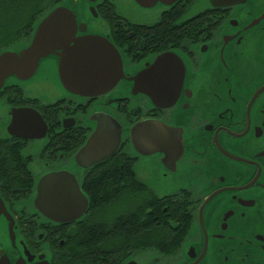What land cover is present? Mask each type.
<instances>
[{"label": "flooded vegetation", "instance_id": "1", "mask_svg": "<svg viewBox=\"0 0 264 264\" xmlns=\"http://www.w3.org/2000/svg\"><path fill=\"white\" fill-rule=\"evenodd\" d=\"M57 3L50 11L74 8L86 27L77 36L115 50L121 77L106 90L71 93L51 55L32 81L0 91V200L15 228L12 244L1 213L0 264H264V0ZM35 29L15 45L28 46ZM134 91L177 98L157 103ZM21 110L39 116L45 134H9ZM104 116L118 126V145L79 167L76 154ZM144 121L178 135V144L142 155L134 128ZM65 171L88 205L61 222L36 204L40 179ZM154 212L160 222L151 228Z\"/></svg>", "mask_w": 264, "mask_h": 264}, {"label": "water", "instance_id": "2", "mask_svg": "<svg viewBox=\"0 0 264 264\" xmlns=\"http://www.w3.org/2000/svg\"><path fill=\"white\" fill-rule=\"evenodd\" d=\"M145 6V0H136ZM93 11V10H92ZM34 35L28 46H13L0 52V91L12 80L29 82L34 79L39 63L51 55L59 59V77L62 86L71 93L84 96L98 90H106L120 81L121 63L115 50L96 36H77L85 31L83 24L77 23L74 8L59 6L50 11L35 27ZM109 63V66L106 63ZM107 74V75H106ZM135 82L138 78L134 79ZM83 89L87 91H82ZM147 92L150 99L160 102L161 98H177L166 91ZM164 94V95H162ZM8 128V133L15 137L38 138V133L45 134L46 127L42 119L29 110L16 111ZM27 116L28 123H20L17 117ZM17 118V119H16ZM38 119V120H37ZM94 119H98L95 118ZM98 130L89 138L86 145L76 154L75 162L79 167L88 168L108 158L118 145V129L114 120L104 116L99 119ZM161 130L154 136L148 132ZM135 147L142 155L161 152L168 154V144H178V135L168 136L163 127L156 122L144 121L134 128ZM141 131V133H140ZM145 131V132H144ZM165 131H168L165 129ZM144 132V133H143ZM174 134L173 131H168ZM171 139V140H168ZM153 149L145 151V146ZM179 149V148H178ZM178 149L175 152L178 154ZM168 161V157L164 162ZM37 207L46 216L65 222L69 218L81 215L87 208L88 201L82 195L75 177L70 172H57L44 175L38 182ZM8 221V233L12 244L15 243V228L4 204L0 200V214ZM67 217V219H66Z\"/></svg>", "mask_w": 264, "mask_h": 264}, {"label": "trees", "instance_id": "3", "mask_svg": "<svg viewBox=\"0 0 264 264\" xmlns=\"http://www.w3.org/2000/svg\"><path fill=\"white\" fill-rule=\"evenodd\" d=\"M45 1L0 0V51L16 46L15 42L17 41L28 40L27 42H29V37H31L38 22L52 7L58 4L57 0ZM111 181L115 182L114 179H111ZM99 183L92 190L95 200L100 192H105L103 190V182ZM170 212L168 214L172 213ZM158 222H160L159 212H154L149 218L148 226L153 228ZM133 227L135 228V226Z\"/></svg>", "mask_w": 264, "mask_h": 264}, {"label": "rangeland", "instance_id": "4", "mask_svg": "<svg viewBox=\"0 0 264 264\" xmlns=\"http://www.w3.org/2000/svg\"><path fill=\"white\" fill-rule=\"evenodd\" d=\"M42 2V1H41ZM44 2H46L45 0H44ZM42 5H43V2L41 3Z\"/></svg>", "mask_w": 264, "mask_h": 264}]
</instances>
